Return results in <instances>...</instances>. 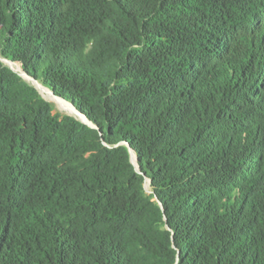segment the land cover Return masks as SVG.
I'll list each match as a JSON object with an SVG mask.
<instances>
[{"label":"trees","instance_id":"trees-1","mask_svg":"<svg viewBox=\"0 0 264 264\" xmlns=\"http://www.w3.org/2000/svg\"><path fill=\"white\" fill-rule=\"evenodd\" d=\"M0 264H264V0H0Z\"/></svg>","mask_w":264,"mask_h":264},{"label":"rangeland","instance_id":"rangeland-1","mask_svg":"<svg viewBox=\"0 0 264 264\" xmlns=\"http://www.w3.org/2000/svg\"><path fill=\"white\" fill-rule=\"evenodd\" d=\"M3 61H4V63L8 64L13 70L20 71L18 63H13V62L5 60V59H3ZM21 74L25 79L31 80V82L36 86V88L38 89V91L42 95V97L51 103L54 113H59V114H65L66 113V114H71V115L79 117V114L75 111V109L73 108V106L70 103H68L65 100H63L62 98L54 95L50 89H48L46 86H44L39 81L32 80V79H30V77H28L27 75H25L23 73H21ZM81 118H83V116H81ZM145 190L147 192L150 191L149 187H148V183H145Z\"/></svg>","mask_w":264,"mask_h":264},{"label":"bare ground","instance_id":"bare-ground-1","mask_svg":"<svg viewBox=\"0 0 264 264\" xmlns=\"http://www.w3.org/2000/svg\"><path fill=\"white\" fill-rule=\"evenodd\" d=\"M83 119H84V117H83Z\"/></svg>","mask_w":264,"mask_h":264}]
</instances>
